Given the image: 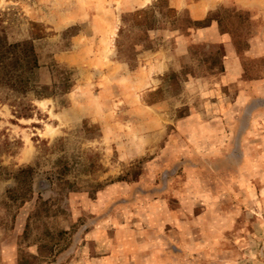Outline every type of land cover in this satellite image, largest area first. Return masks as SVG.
Returning a JSON list of instances; mask_svg holds the SVG:
<instances>
[{"label":"rangeland","instance_id":"rangeland-1","mask_svg":"<svg viewBox=\"0 0 264 264\" xmlns=\"http://www.w3.org/2000/svg\"><path fill=\"white\" fill-rule=\"evenodd\" d=\"M0 38V264H264V0H0Z\"/></svg>","mask_w":264,"mask_h":264},{"label":"trees","instance_id":"trees-1","mask_svg":"<svg viewBox=\"0 0 264 264\" xmlns=\"http://www.w3.org/2000/svg\"><path fill=\"white\" fill-rule=\"evenodd\" d=\"M26 42V41H24ZM20 43H8L5 38H0V64L3 68H6L10 63L18 64L21 63V58L19 54L14 53L12 50L17 47ZM32 50V49H31ZM35 56V55H34ZM33 56V67H37L38 63L36 57ZM23 69H17L16 67L13 70H5L0 72V83L6 84L8 87L20 90L24 83L26 82L28 75L24 74Z\"/></svg>","mask_w":264,"mask_h":264},{"label":"crops","instance_id":"crops-1","mask_svg":"<svg viewBox=\"0 0 264 264\" xmlns=\"http://www.w3.org/2000/svg\"><path fill=\"white\" fill-rule=\"evenodd\" d=\"M65 57H67V59L69 58V55H65Z\"/></svg>","mask_w":264,"mask_h":264}]
</instances>
